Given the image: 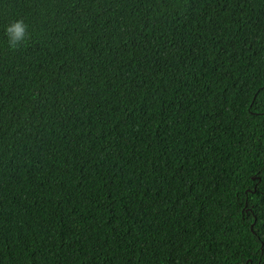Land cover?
I'll use <instances>...</instances> for the list:
<instances>
[{"label": "trees", "instance_id": "trees-1", "mask_svg": "<svg viewBox=\"0 0 264 264\" xmlns=\"http://www.w3.org/2000/svg\"><path fill=\"white\" fill-rule=\"evenodd\" d=\"M0 264H264V0H0Z\"/></svg>", "mask_w": 264, "mask_h": 264}, {"label": "clouds", "instance_id": "clouds-1", "mask_svg": "<svg viewBox=\"0 0 264 264\" xmlns=\"http://www.w3.org/2000/svg\"><path fill=\"white\" fill-rule=\"evenodd\" d=\"M4 33L7 38V47L13 53L27 48L33 39L29 26L23 19L13 20L5 27Z\"/></svg>", "mask_w": 264, "mask_h": 264}]
</instances>
